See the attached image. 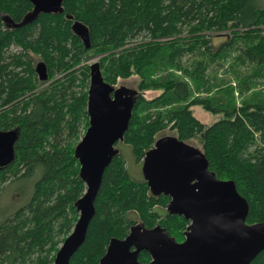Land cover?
Segmentation results:
<instances>
[{
	"label": "trees",
	"instance_id": "16d2710c",
	"mask_svg": "<svg viewBox=\"0 0 264 264\" xmlns=\"http://www.w3.org/2000/svg\"><path fill=\"white\" fill-rule=\"evenodd\" d=\"M259 1L65 0L63 12L14 27L33 5L0 0V129L19 131L15 160L0 166V192L15 180L40 175L31 201L0 223V264H54L78 221L76 204L86 186L75 149L90 123L85 62L91 53L101 57L109 85L119 88L121 81L138 78L140 97L122 141L137 163H144L167 131L181 143L199 140L210 171L233 180L248 201L247 224L264 222V96L249 93L264 81ZM75 21L89 29L90 50L74 32ZM227 58L244 67L242 92L253 95L239 107L200 95L211 91L209 70ZM37 60L47 64L46 82L38 79ZM147 92L159 94L147 99ZM196 106L224 117L204 124L193 113ZM170 202L154 195L146 180L133 178L119 151L71 264H100L111 240L126 238L138 224L161 226L183 242L190 222L171 215ZM151 260L146 251L139 256L142 264ZM252 264H264V252Z\"/></svg>",
	"mask_w": 264,
	"mask_h": 264
},
{
	"label": "water",
	"instance_id": "95a60500",
	"mask_svg": "<svg viewBox=\"0 0 264 264\" xmlns=\"http://www.w3.org/2000/svg\"><path fill=\"white\" fill-rule=\"evenodd\" d=\"M28 1L33 11L14 27L26 26L41 14H59L65 2ZM73 30L84 48L90 50L89 29L75 21ZM35 70L41 82L49 80L45 62H38ZM139 97L138 91L106 83L98 62L90 65V123L75 149L86 191L76 204L78 221L60 246L54 264H71L86 241L105 171L119 152L115 146L124 140ZM18 140V130L0 129V166L15 160ZM144 163L145 180L151 192L170 197V214L190 222L186 238L177 242L161 226L147 229L138 224L126 238L111 240L100 264H142L139 256L143 251L151 255L147 264H252L264 252V222L247 224L248 201L233 180H220L210 171L202 152L178 141L168 145L158 142Z\"/></svg>",
	"mask_w": 264,
	"mask_h": 264
},
{
	"label": "rangeland",
	"instance_id": "374dc122",
	"mask_svg": "<svg viewBox=\"0 0 264 264\" xmlns=\"http://www.w3.org/2000/svg\"><path fill=\"white\" fill-rule=\"evenodd\" d=\"M259 7L264 8V0L259 1ZM223 38V37H222ZM226 39V38H224ZM214 44L217 47L218 41ZM16 49L14 50V52ZM91 58L85 62V65L89 66L100 61L101 57L96 56L94 53L90 54ZM40 60H37V63ZM209 84L211 91L209 93L202 91L201 97L214 98L216 101L225 102L226 100L233 102L236 107H239L247 98H253L264 96V81H258L257 85L252 88L249 93L253 95L243 94V84H240L245 78L244 67L239 66L231 58L220 61L214 68L209 70ZM138 78H132L128 81H121L119 87L126 88L128 90L136 91ZM159 92H147L145 97L151 99L157 96ZM199 94H197L198 96ZM255 97V98H256ZM194 115L204 124L212 125L215 122L223 119L221 113H211L205 111L202 107L196 106L193 109ZM163 142L168 145L170 143H176V135L174 132L167 131L158 137L157 143ZM156 143V144H157ZM190 148L201 153L202 142L199 140H192L185 143ZM116 150L120 151L128 164V169L133 178L142 181L145 180V163H137L131 147L123 142H119L116 145ZM40 175L36 174L28 178H22L15 180L8 185L4 186L0 192V223L10 217L14 212L22 207H25L30 201L34 193V188L39 180Z\"/></svg>",
	"mask_w": 264,
	"mask_h": 264
}]
</instances>
